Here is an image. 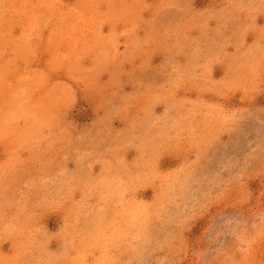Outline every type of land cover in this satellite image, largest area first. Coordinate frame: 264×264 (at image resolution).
<instances>
[{
	"label": "rangeland",
	"instance_id": "1",
	"mask_svg": "<svg viewBox=\"0 0 264 264\" xmlns=\"http://www.w3.org/2000/svg\"><path fill=\"white\" fill-rule=\"evenodd\" d=\"M0 264H264V0H0Z\"/></svg>",
	"mask_w": 264,
	"mask_h": 264
},
{
	"label": "bare ground",
	"instance_id": "2",
	"mask_svg": "<svg viewBox=\"0 0 264 264\" xmlns=\"http://www.w3.org/2000/svg\"><path fill=\"white\" fill-rule=\"evenodd\" d=\"M54 57V56H53ZM8 72V71H7Z\"/></svg>",
	"mask_w": 264,
	"mask_h": 264
}]
</instances>
